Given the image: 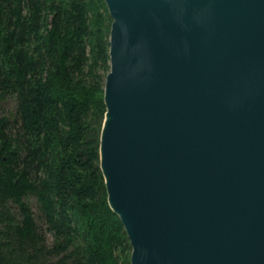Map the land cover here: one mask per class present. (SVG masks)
<instances>
[{
  "label": "water",
  "instance_id": "95a60500",
  "mask_svg": "<svg viewBox=\"0 0 264 264\" xmlns=\"http://www.w3.org/2000/svg\"><path fill=\"white\" fill-rule=\"evenodd\" d=\"M101 167L132 264H264V0H105Z\"/></svg>",
  "mask_w": 264,
  "mask_h": 264
},
{
  "label": "trees",
  "instance_id": "16d2710c",
  "mask_svg": "<svg viewBox=\"0 0 264 264\" xmlns=\"http://www.w3.org/2000/svg\"><path fill=\"white\" fill-rule=\"evenodd\" d=\"M105 0H0V264H132L101 167Z\"/></svg>",
  "mask_w": 264,
  "mask_h": 264
}]
</instances>
